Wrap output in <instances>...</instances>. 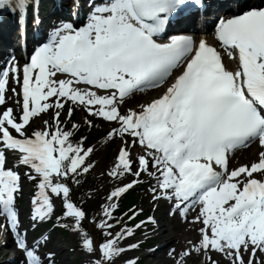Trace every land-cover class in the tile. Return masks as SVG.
Instances as JSON below:
<instances>
[{
  "label": "snow or ice",
  "instance_id": "snow-or-ice-1",
  "mask_svg": "<svg viewBox=\"0 0 264 264\" xmlns=\"http://www.w3.org/2000/svg\"><path fill=\"white\" fill-rule=\"evenodd\" d=\"M210 7L208 0H73L68 17L50 26L46 42H37L22 66L11 55L0 67V106L11 91L19 108L0 112V217L24 254L22 264L56 261L44 250L48 236L30 244L27 229L21 231V168L37 189L31 228L55 216L53 227L82 233L88 264H137L138 257H121L139 242L123 241L158 222L149 215L129 227L115 212L124 195L145 183L153 210L165 200L172 204L170 215L202 225L175 264H187L193 253L202 264H264V7H238L217 17L214 38L235 68L207 39L181 30L169 34L174 25L202 19ZM29 9L39 26L37 0H0V16L11 13L21 29ZM10 80L19 90L9 89ZM150 91L157 95L126 106ZM77 111L84 113L81 123L73 122ZM42 115V127L29 131ZM96 119L114 125L107 138H118L120 146L101 172L111 187L90 216L75 197L97 162L93 147L85 146L88 137L77 132ZM254 143L256 161L230 167L235 153ZM9 155L12 167L6 166ZM129 211L132 221L144 210L134 205ZM85 221L101 234L99 244Z\"/></svg>",
  "mask_w": 264,
  "mask_h": 264
},
{
  "label": "bare ground",
  "instance_id": "bare-ground-1",
  "mask_svg": "<svg viewBox=\"0 0 264 264\" xmlns=\"http://www.w3.org/2000/svg\"><path fill=\"white\" fill-rule=\"evenodd\" d=\"M48 20H45V22ZM250 151V148L247 150ZM245 153V151L242 152V154H237V155H243ZM156 241H164L165 245H162L159 247H157L155 249V251H150L148 253V256H152V255H158L159 253H163L165 251H167V249L170 248V246H177V250L175 249V252L173 253V255H169V251H167V259H165V262H162L161 264H169L170 261H175V257L177 254H179L182 250H180V246L183 242H186V240H184L182 237L180 236H176V235H172L169 231L163 230V228L159 227L158 229V233L157 235L152 239L151 242H156ZM198 255L193 253L192 257L187 258V264H189L191 261L194 262L195 258Z\"/></svg>",
  "mask_w": 264,
  "mask_h": 264
},
{
  "label": "rangeland",
  "instance_id": "rangeland-1",
  "mask_svg": "<svg viewBox=\"0 0 264 264\" xmlns=\"http://www.w3.org/2000/svg\"><path fill=\"white\" fill-rule=\"evenodd\" d=\"M107 147V146H106ZM105 147V148H106ZM105 148H100V149H97L96 151H95V153H94V157L92 158V161H95V157H96V159L98 160V162L96 163V167H97V170H100V169H103V168H105L106 166H107V161H108V158H109V156L108 155H106V149ZM103 149H105V150H103ZM97 179V181H98V177L97 176H94L93 177V179ZM99 190V188H97V190L94 192V193H96V195H97V191ZM102 193V192H101ZM168 227V226H167ZM79 234H82V233H79ZM54 238H56V239H59V244L62 242V237L59 235V234H56L55 233V235H54ZM81 244V243H80ZM62 247L64 246V245H62V244H60ZM67 253H69V251L67 250V252H65V253H63L62 255H64V256H66L67 255ZM139 252L137 251V250H130V251H128L127 252V254H126V256H125V258H123V257H121V260H126V259H130V258H137V257H139ZM90 259V258H89ZM89 259L87 260V261H83V260H81V264H88V261H89ZM164 259V256H162V258H160V260H163ZM151 261V260H150ZM68 262V261H67ZM154 263H158L157 261H155ZM117 264H120V261L117 263Z\"/></svg>",
  "mask_w": 264,
  "mask_h": 264
}]
</instances>
